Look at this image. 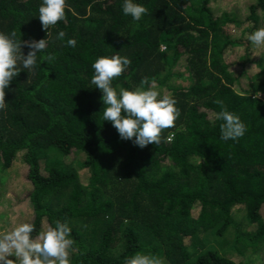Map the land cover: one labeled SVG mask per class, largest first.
<instances>
[{
  "label": "trees",
  "instance_id": "trees-1",
  "mask_svg": "<svg viewBox=\"0 0 264 264\" xmlns=\"http://www.w3.org/2000/svg\"><path fill=\"white\" fill-rule=\"evenodd\" d=\"M219 1L139 0L149 12L134 22L123 15L122 0H67L66 19L49 30L47 50L56 60L13 79L8 109L0 112V171L23 156L33 235L55 220L68 222L79 249L72 264H123L135 253L162 264H256L252 253L264 258V100L256 96L264 92V57L254 63L262 84L238 91L225 56L241 44L226 28L264 27V0L240 19L220 16ZM40 3L0 0V31L47 39ZM60 31L63 40L56 39ZM67 39L77 46H66ZM112 55L132 61L114 86L132 89L145 81L144 87L176 99L181 116L162 132L160 145L140 148L103 122L91 65ZM251 60L248 54L243 65ZM217 99L246 124L238 141H222L221 121L211 122L220 111ZM236 206L246 210L253 232L241 231ZM231 228L233 241L226 237Z\"/></svg>",
  "mask_w": 264,
  "mask_h": 264
},
{
  "label": "clouds",
  "instance_id": "clouds-1",
  "mask_svg": "<svg viewBox=\"0 0 264 264\" xmlns=\"http://www.w3.org/2000/svg\"><path fill=\"white\" fill-rule=\"evenodd\" d=\"M70 10L67 0H41L38 17L42 27L48 30V38L23 40L16 30L0 31V112L8 109L5 97L13 79L22 71L29 75L41 68L42 63H51L56 56L48 52L50 28L66 19ZM124 16L134 22L141 21L148 15V8L139 0H122ZM65 33L60 31L56 39L63 40ZM254 49L264 48V27L257 28L247 36ZM30 51L25 55L23 47ZM66 46L75 48L77 41L67 39ZM132 63L128 56H100L91 65L93 74L90 80L93 88L102 92V120L108 121L117 130L122 140L145 148L150 144L160 145L162 132L175 127L181 112L176 99L162 94L155 87L141 86L127 89L113 82L120 77ZM43 83V81H42ZM261 93L257 92L259 98ZM220 111L213 114L211 122L221 121L220 139L224 142L238 141L247 132V126L241 117L224 105L222 100L215 101ZM168 136L167 140L171 141ZM194 163L199 164L196 160ZM14 222V218H10ZM35 226L30 222L16 224L11 230L0 233V264H72V257L79 251L77 241L72 235L68 222L55 220L53 225L34 236ZM14 257V259H12ZM123 264H162L161 260L150 254L135 253L125 258Z\"/></svg>",
  "mask_w": 264,
  "mask_h": 264
},
{
  "label": "rangeland",
  "instance_id": "rangeland-1",
  "mask_svg": "<svg viewBox=\"0 0 264 264\" xmlns=\"http://www.w3.org/2000/svg\"><path fill=\"white\" fill-rule=\"evenodd\" d=\"M236 1L238 0H220L219 2L221 3V6H219L220 10L218 11V14L219 12L224 11L220 16L224 13L229 14L231 17L234 14H237L240 19L241 15H247L248 7L255 2V0H239V11H237L235 9ZM256 10L262 11L260 8ZM251 29L252 25H250V27L244 26L242 28H236L231 25L226 28L228 34L234 40H239L241 42L240 45L233 47L225 54L226 61L231 64V70L238 80V83L235 85V88L238 91H240V89L248 90L250 87H253V85H259L263 82V79H261L263 75L260 74L259 76H256L260 72V68L254 63L258 59L264 57V48L254 49L251 46L250 41L247 40V36L251 33ZM248 54L252 57L251 63L243 65L246 58L248 59ZM183 69L182 66L178 68L180 71ZM180 83H185L187 85L190 84L189 81H180ZM260 97L264 100V92H261ZM75 155L78 157V161L84 160L83 154ZM72 157L74 158V155ZM22 158L23 156L19 154L10 169L4 173L0 171V233L11 230L16 224L22 222L32 223L34 219L32 207L27 200L31 191L30 184L27 180L28 167ZM201 209L200 205L197 207L195 206V214H198ZM233 213L234 219L242 222V232L250 233L255 230L256 226H251L245 216L247 213L245 209L241 206H236L233 209ZM10 218H14V222H12ZM226 237L233 241V238L235 237V229L231 228L229 233L226 234ZM251 256L256 258V264H264V258H262L261 255L252 253ZM12 259H14V257H12ZM238 260L248 263L249 259L245 256L241 257L240 255Z\"/></svg>",
  "mask_w": 264,
  "mask_h": 264
},
{
  "label": "built area",
  "instance_id": "built-area-1",
  "mask_svg": "<svg viewBox=\"0 0 264 264\" xmlns=\"http://www.w3.org/2000/svg\"><path fill=\"white\" fill-rule=\"evenodd\" d=\"M164 49V48H163Z\"/></svg>",
  "mask_w": 264,
  "mask_h": 264
}]
</instances>
